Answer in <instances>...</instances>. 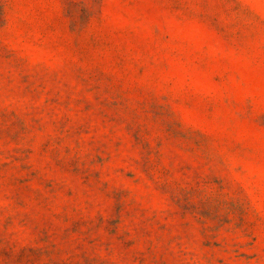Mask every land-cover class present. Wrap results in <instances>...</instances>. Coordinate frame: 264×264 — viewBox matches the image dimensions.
<instances>
[{
    "label": "rangeland",
    "instance_id": "rangeland-1",
    "mask_svg": "<svg viewBox=\"0 0 264 264\" xmlns=\"http://www.w3.org/2000/svg\"><path fill=\"white\" fill-rule=\"evenodd\" d=\"M0 264H264V0H0Z\"/></svg>",
    "mask_w": 264,
    "mask_h": 264
}]
</instances>
